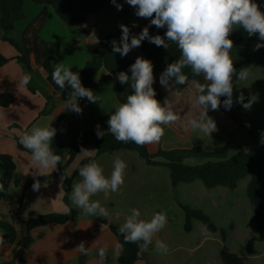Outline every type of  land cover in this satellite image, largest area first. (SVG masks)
<instances>
[{
    "label": "clouds",
    "instance_id": "obj_1",
    "mask_svg": "<svg viewBox=\"0 0 264 264\" xmlns=\"http://www.w3.org/2000/svg\"><path fill=\"white\" fill-rule=\"evenodd\" d=\"M118 10L122 5L112 0ZM135 9V15L139 18L148 19L145 26L138 35H131L130 28L121 24L119 27L122 36L119 43L113 40L112 49L122 57L134 48L141 45L147 39L157 47L168 49L170 41L177 45L180 51L178 60L167 65L160 74L159 83L166 89L170 82L185 85L189 83L188 77L182 69L188 67L194 76H203L205 83H196V104L202 111L187 119V128L200 131L211 136L217 130L216 122L208 115L209 109L218 111L223 104L226 110L233 106V77L236 81H244L249 78L247 67L238 72L234 67V59L231 50L234 42L230 35L238 28L244 29L249 36L259 34V40L264 41V12L254 0H126ZM137 25L133 24V27ZM166 28L164 36L150 35L149 27ZM264 47V43H257L254 50ZM154 65L151 60L137 57L130 65L131 77L126 72H119L117 79L121 84H128L132 94L126 98V102L119 104L107 120L108 132L118 142L135 143L145 146L158 143L165 134V127L181 119L180 114L174 110V104L165 98L163 104L156 98L153 87L155 78L153 74ZM30 73L22 74L19 84L27 86L31 81ZM52 81L60 89L66 84L70 86L71 92L65 102L67 110L82 113V108L77 98H87L88 102L96 103L100 98L91 89L85 88L79 73L73 72L70 67L57 63L52 72ZM221 97H225L223 102ZM74 98V99H73ZM243 93L237 98L245 109H250L255 98L252 97L248 103L244 102ZM97 138H103L105 133L96 126ZM57 129L51 125L46 127L34 126L31 131H25L19 142L25 149L31 152V163L36 171L32 173L34 183L32 188L38 191L41 187L38 176H46L50 171L56 170L61 157L54 154L51 143ZM81 153L91 155V151L81 148ZM126 163L119 157L114 158L113 170L110 176H105L104 169L100 164L91 160L79 169L82 178L74 183L70 194L72 203L82 209L83 214L97 217H107L108 210L101 205L99 200L91 198L103 193L107 200L110 193H116L124 184ZM4 191V184L0 183V192ZM140 211L131 209V214L125 218L124 223L118 231L123 236L124 243L142 242L139 246L138 255L147 251L153 243L154 236L159 233L167 223L166 214L154 213L150 220L140 219ZM104 225H101L103 231ZM4 234L0 232V246L5 241ZM118 252L123 251V245L119 242L115 245ZM155 249L166 254L167 244L157 239ZM75 250L82 255H88L91 247H85L81 241ZM98 256L101 261L106 259V247H100Z\"/></svg>",
    "mask_w": 264,
    "mask_h": 264
},
{
    "label": "trees",
    "instance_id": "obj_2",
    "mask_svg": "<svg viewBox=\"0 0 264 264\" xmlns=\"http://www.w3.org/2000/svg\"><path fill=\"white\" fill-rule=\"evenodd\" d=\"M37 5H46L53 8L60 20L70 29L87 34L89 31L85 28V24L91 16L97 15L98 12L107 4H113L112 0H31ZM27 0H0V38L11 45L17 52L16 57L9 59L0 54V68L11 60L17 61L23 68V73L31 75L39 70L46 77L49 85L53 88L55 95L60 96L62 102H66L71 92L70 86L66 84L64 89H60L52 81V72L54 69L53 59L58 51L55 43L48 42L42 39L41 31L47 22V15L40 14L33 19L19 39L11 37V33L18 21L26 18L25 4ZM260 6V10L264 12V0H254ZM149 20L144 21L139 33L145 26H148ZM166 28L149 27L150 35L164 36ZM234 42V48L231 50V55H237L235 68L237 72L241 68L247 67L250 70L254 64L264 66V47L254 52L249 51L251 36L242 29L238 28L233 31L229 37ZM119 41L113 34H108L103 37L101 42L93 50L92 57L86 62L79 76L81 83L85 88L91 89L93 92L100 86H103L113 80L115 94L118 102H126L129 94H132L130 82L121 84L117 79L119 72H126L131 77L130 65L135 61L122 57L119 53H114L112 49V41ZM169 44L168 49L157 47L150 43L147 39L141 42L138 47L139 53L145 58L152 61L155 71L163 72L168 64L178 60L180 51L176 44L166 41ZM183 73L188 77V80L195 83H205L203 76H194L191 69L185 67ZM100 76L99 80L96 77ZM178 92L184 90L185 85L176 84L172 81ZM236 77H233V90L236 85ZM156 91V98L161 102L163 100V92L157 84H153ZM27 88L32 93H36L35 89L29 82ZM225 97H221V101ZM81 108H85L88 104L87 98H81ZM14 102L12 96L1 95L0 107L7 108ZM55 107L54 97L47 98L45 107L40 113V116L48 115L53 112ZM220 112L227 114L234 122L244 128L253 138L255 143L254 151L239 150L234 155L229 156V152L233 147V137L230 136L229 141L224 146H219L213 151H205L201 143L193 140L188 148L173 149V150H158L152 153L148 146H138L135 143L118 142L115 137L107 132L103 138H97L96 131H83L77 142L70 147L68 151L62 141L55 135L51 143V149L54 154L61 157L57 169L46 176H39L41 186L49 184L57 176L66 172L75 157L88 145H93L97 150L95 158L84 159L68 176L63 183L64 197L63 200L69 207V212L66 214H46L38 215L28 220H23L19 216V209L23 204L24 193L28 188H32L34 180L28 182L24 188L21 197L16 201V208L11 211L10 221H0V229L4 234V245H15L18 249V257L20 264H26V251L28 250L32 238L31 231L43 227H53L65 225L70 221H74L79 217V212L71 206L70 194L74 180L79 177V169L91 160H95L103 155H113L118 152H135L142 158L146 165L150 167H164L169 170L171 184L176 188L179 184H192L196 181H201L207 189L224 187L234 191L239 182L249 177V182L246 186V196L254 208V223L255 231L259 239L264 243V154L256 156V151L259 146L264 143V139L255 138L252 132L245 127L235 116L232 110H226L221 104ZM20 147L23 146L19 143ZM188 158H198L208 160L204 164L189 165L185 163ZM0 162L3 165V178L0 183L4 184V191L0 192V201L12 202L14 197L10 192V186L13 174L16 170L14 159L6 154L0 153ZM179 206L185 215L186 232L193 230L195 221L201 222L210 233H216L219 228L213 221L200 209L194 208L189 204L179 202ZM103 224H108L107 220L99 218ZM16 224H19L24 234L19 238ZM120 226L109 224V228L117 241L123 245V251L119 253L118 264H135L138 261H147L148 254L143 252L138 255V243H124L123 236L119 233ZM233 229V226L230 227ZM222 240L225 243L227 240V230L220 229ZM0 246V247H3ZM220 260L222 264H245L244 259L232 252L226 246L220 251Z\"/></svg>",
    "mask_w": 264,
    "mask_h": 264
},
{
    "label": "crops",
    "instance_id": "obj_3",
    "mask_svg": "<svg viewBox=\"0 0 264 264\" xmlns=\"http://www.w3.org/2000/svg\"><path fill=\"white\" fill-rule=\"evenodd\" d=\"M25 14L26 18L15 24L11 37L19 39L33 19L40 14H46L47 22L41 31V37L45 41L55 43L58 47V51L53 59V65L56 66L57 63H62L64 66L70 67L73 72L79 74L86 62L92 57L93 50L105 35L113 34L118 41H120L119 36L120 38L122 36L120 25L109 30L100 25L98 20L93 24H90L89 21L85 24V28L89 31L87 34L74 31L60 20L52 7L37 5L31 0H27L25 4ZM139 19L140 21L134 23L137 25L136 27H133V24L128 26L134 30L136 29L133 33L137 35L139 34L141 24L147 21L143 18ZM115 29L118 30L115 31ZM133 33L130 30V38ZM0 54L13 59L16 57L17 52L11 45L0 38ZM123 57L135 61L128 54ZM22 74H24L23 68L15 60H11L0 68V96L9 95L14 99V102L9 107H0V153L11 156L16 163V170L10 186V192L15 200L12 202L0 201V221L3 222L10 221L11 211L17 206L16 201L21 197L24 186L31 180H34L32 173L36 171L35 166L31 163L30 150L24 147L21 148L19 145L20 136L25 131L30 132L34 126L46 127L51 125L57 129L56 135L62 141L65 150L68 151L85 130L97 131L96 126L99 125L100 130L107 133L109 127L107 120L120 104L116 98L114 82L112 80L108 84L95 89L94 94L100 98L99 101L96 103L88 102L86 107L82 108V113L77 114L66 109L65 103L60 100L58 94L55 95L46 77L39 70L31 75L32 79L30 81L36 93L29 91L27 86L19 84ZM99 78L100 76H97L96 80L98 81ZM188 81L196 85L195 82ZM170 83L175 88L173 83ZM157 85L163 92V100L161 101L163 104L165 100L164 89L159 83ZM186 88L187 84H185V88L181 92H178L175 88L176 92L181 94V109L195 110L197 108L198 111H202L196 104V98L194 100L189 98ZM49 97H54L55 100L53 112L40 116ZM79 99L77 98V102ZM185 118L180 119L172 125L164 126V136L158 143L147 145L149 150L155 153L160 149H182L188 148L193 140L200 142L199 139H201L202 134L197 136L195 131L190 128L179 126L186 122ZM185 134L189 138L188 141L184 137ZM226 144L225 142L221 145L224 146ZM84 149L90 150L91 155L81 153L80 151L65 173L57 176L49 184L41 186L38 191H34L33 188H28L25 191L23 204L19 209L21 219L28 220L38 215L66 214L69 212L70 209L63 200V183L84 159L95 158L97 155V150L93 145H88ZM117 156L127 165L123 186L118 192L110 193L107 200L104 198L103 193H99L91 198L92 200H99L101 205L108 210L109 215L107 217L85 215L82 209L76 207L71 201V206L79 212V217L65 225L32 230V242L26 251V264H118L120 252L115 248L118 241L111 232L109 224L121 226L124 223L125 218L128 216L126 201L129 192L139 190L149 192L152 188L153 180L157 181L153 177H146L140 173L146 170L145 168L164 167H150L138 155L131 152H118L113 155L106 154L95 159L104 169L106 177L110 176L113 170L114 158ZM53 171H50L49 174ZM2 178L3 165L0 162V181ZM81 179L80 176L77 177L74 183L79 182ZM145 185L149 187H144ZM99 218L107 220L108 224H103ZM102 224L104 225L103 231H101ZM15 228L19 238H21L24 234L23 228L19 224H16ZM0 232H2L1 229ZM81 241L85 242V247H91L88 255H82L75 250L76 245ZM137 243L141 244V242ZM100 247H106V259L104 261H101L98 256ZM0 264H20L18 249L15 245L0 247ZM135 264H150L149 257L147 261H138Z\"/></svg>",
    "mask_w": 264,
    "mask_h": 264
},
{
    "label": "rangeland",
    "instance_id": "obj_4",
    "mask_svg": "<svg viewBox=\"0 0 264 264\" xmlns=\"http://www.w3.org/2000/svg\"><path fill=\"white\" fill-rule=\"evenodd\" d=\"M116 2L123 6L122 10H118L115 4H107L97 15L89 18V23L93 24L98 20L100 25L112 30L121 24L131 26L140 21L139 17L135 15V9L126 3V0H116ZM117 30L115 29V31ZM130 30L132 33L136 31L132 27ZM133 35L137 34L133 33ZM257 43H264V41L259 40L258 33L251 36L250 52L256 51L254 48ZM128 55L135 60L138 56L143 57L139 53L138 47L132 49ZM232 57L235 67L237 55L234 54ZM249 73L247 80L237 81L235 85L233 90L234 103L231 110L255 138L264 139V66L254 64ZM153 74L155 84H158L161 73L153 70ZM162 88L165 98L174 104V110L178 114H182L181 119L186 117V122L179 126L186 127L187 119L193 115H198L200 111L197 108L195 110L181 109V94L176 92L171 83L168 89L163 86ZM186 90L189 98L194 100L196 98L195 84L189 82ZM241 93L245 97V103H248L252 97L255 98L250 109H245L236 102ZM208 115L216 122L217 130L211 133V136L195 131L197 136L202 134L199 140L205 151H213L222 146L221 144L228 143L230 136L233 137L234 143L229 156L234 155L239 150L247 152L255 150L253 138L227 114L219 110L209 109ZM184 137L188 141L187 134ZM260 154H264V143L256 151V156ZM135 155L138 154L135 153ZM207 161L206 159L188 158L185 163L198 165ZM145 169L140 174L157 180H153V189L151 188L149 192L144 190L129 192L126 202L128 215L131 214V209L135 208L140 211V219L143 220H150L157 212L166 214V226L154 236L153 243L149 245L147 250L150 264H222L220 251L224 246L241 256L245 264H264V243L256 234L254 208L246 196L249 177L239 182L234 191L224 187L207 189L201 181L192 184H179L177 188H174L170 184V174L167 168ZM144 187L148 188L149 186L145 185ZM179 202L202 210L219 228V231L210 233L201 222L195 221L193 230L186 232L184 229L185 215L179 206ZM231 226L233 229H230ZM220 229L227 230L228 236L225 243L222 240ZM157 239L167 244L169 250L166 254L155 249Z\"/></svg>",
    "mask_w": 264,
    "mask_h": 264
},
{
    "label": "built area",
    "instance_id": "obj_5",
    "mask_svg": "<svg viewBox=\"0 0 264 264\" xmlns=\"http://www.w3.org/2000/svg\"><path fill=\"white\" fill-rule=\"evenodd\" d=\"M78 104H79V106H81V104H82L81 98L78 100Z\"/></svg>",
    "mask_w": 264,
    "mask_h": 264
}]
</instances>
